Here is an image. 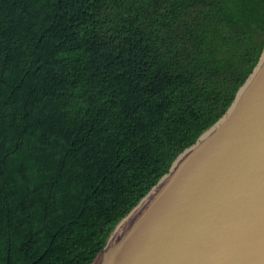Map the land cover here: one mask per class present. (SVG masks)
<instances>
[{
	"label": "trees",
	"instance_id": "trees-1",
	"mask_svg": "<svg viewBox=\"0 0 264 264\" xmlns=\"http://www.w3.org/2000/svg\"><path fill=\"white\" fill-rule=\"evenodd\" d=\"M263 48L264 0H0V264H91Z\"/></svg>",
	"mask_w": 264,
	"mask_h": 264
},
{
	"label": "water",
	"instance_id": "water-1",
	"mask_svg": "<svg viewBox=\"0 0 264 264\" xmlns=\"http://www.w3.org/2000/svg\"><path fill=\"white\" fill-rule=\"evenodd\" d=\"M91 264H264V48L223 116L113 227Z\"/></svg>",
	"mask_w": 264,
	"mask_h": 264
}]
</instances>
